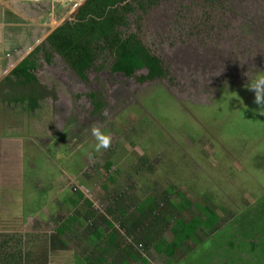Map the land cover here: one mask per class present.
I'll return each instance as SVG.
<instances>
[{
  "label": "rangeland",
  "instance_id": "obj_1",
  "mask_svg": "<svg viewBox=\"0 0 264 264\" xmlns=\"http://www.w3.org/2000/svg\"><path fill=\"white\" fill-rule=\"evenodd\" d=\"M39 13L40 24L52 19L50 12ZM56 13L60 23L64 12ZM50 29L45 24L38 34L43 38ZM121 31L138 34L163 61L168 76L141 83L136 78L145 69L132 78L112 73L113 57L103 54L95 64L104 67L91 68L82 81L59 56L53 55L51 63L41 58L36 77L46 94L38 107L0 102V200L5 204L0 215L11 216L19 203L22 212L46 218L34 222L35 232L54 235L61 222L49 218V213L57 216L51 200L60 203L84 192L98 197L73 177L84 168L93 175L95 165L109 162L140 166L145 198L159 202L167 189L172 202L183 193L209 202L223 217L264 194V115L256 121L247 110L255 96L249 82L264 77V0H157L146 12L129 14ZM89 92L101 100L99 112H92ZM96 123L112 137L100 153L94 152L90 132ZM98 171L94 181L101 188L107 180ZM198 213L193 204L181 217ZM127 242L137 249L131 237ZM69 246L75 250L70 239ZM139 252L149 264H168L154 250ZM55 255V263L62 264V256ZM64 255L63 264H71V255Z\"/></svg>",
  "mask_w": 264,
  "mask_h": 264
},
{
  "label": "trees",
  "instance_id": "obj_2",
  "mask_svg": "<svg viewBox=\"0 0 264 264\" xmlns=\"http://www.w3.org/2000/svg\"><path fill=\"white\" fill-rule=\"evenodd\" d=\"M156 1L85 0L72 13V19L56 27L47 36L46 43L37 49L43 48L48 63L53 53H57L69 68L82 78L86 77V72L91 68L104 67V65L97 67L95 64L97 58L103 54H110L113 57L108 66L113 72H122L131 77L135 70L145 67L147 74L138 78L139 81L167 77L169 71L163 65V61L150 53L138 34L125 35L121 31V28L128 26L129 14L134 13L136 9L146 12ZM32 58L31 53L12 70L9 76L0 81L2 103H20L26 105L29 110H34L38 107L39 100L45 97L46 91L32 72L36 68ZM91 96L95 99V112L100 111L103 107L101 100L95 94ZM253 99V103L250 100L247 110H251L258 121V118L264 114L258 112L255 96ZM248 124L249 122H246V125ZM78 191L81 190H76L75 193ZM167 193L172 192L166 191V195L158 196L162 206L152 196H148L142 204L136 206L140 215L130 216L132 220L128 222L127 230L132 235L139 236L145 233V239H140L139 236L136 240L133 237L132 242H136V249L124 238L125 246L123 245L124 247L118 251L124 264H130L124 261L123 257L126 254L136 263L149 264L148 258L141 255L142 252L139 250L148 252L150 248L155 253L164 255L168 264H207L210 261L211 264L216 262L221 264L223 260H225L223 264H264V194L255 202L246 205L242 211L223 217L209 202L198 203L179 193L180 201L174 203L168 198ZM15 194L17 193L13 194V198ZM69 198L70 202L67 204L76 206L78 200L83 197L69 196ZM64 202L66 203V200ZM193 204L199 213L188 220L183 219L182 213ZM21 212L19 203L10 209V213ZM23 212L31 213L25 210ZM2 221H6L3 227L10 232L5 231L6 234L0 235L1 264H32L40 257L36 253L37 250H44L46 245L51 249L59 247L64 224L62 220H57L61 222L58 224V231L51 235L48 241L45 236L31 237L20 233V227L14 226L13 218L11 219L7 214L0 215V222ZM104 221L108 227L110 224L114 228L109 221ZM75 224L76 222L70 223L72 233H74L72 226L75 227ZM81 225L77 228H81ZM166 233L170 234L168 240L164 237ZM91 239L97 241L99 238L91 237ZM13 244L16 250L8 251ZM43 244L45 246H42ZM97 248L102 250L99 252V257L101 256L102 259L94 263L105 264L103 262L107 261L108 254H113L109 252L112 249H107V246ZM43 253L45 254V251ZM39 260L44 263L40 258Z\"/></svg>",
  "mask_w": 264,
  "mask_h": 264
},
{
  "label": "crops",
  "instance_id": "obj_3",
  "mask_svg": "<svg viewBox=\"0 0 264 264\" xmlns=\"http://www.w3.org/2000/svg\"><path fill=\"white\" fill-rule=\"evenodd\" d=\"M36 4V0H0V37L3 30V24H8L11 26L20 25L22 27V19L24 20L28 17H31L30 14H35L38 12V6ZM23 26L24 29H22L20 32H12L9 36H6V38H10L14 43L18 44L22 40L21 37L26 34L25 31H27V25L23 24ZM32 28L33 27H29V30L33 31ZM3 40L4 38L1 41L3 42ZM112 157L119 156L112 154ZM143 161H145V159ZM138 168H140V166L135 167L127 164L115 165L109 162L107 165H95L96 171H94L95 174L93 175L89 172H85L86 168L77 171L76 175L73 177L76 184H79L85 188L88 193L92 190L98 195V197L93 195L86 197L84 192L83 198L79 197L80 199L78 200L76 206H74V204H67L70 202L69 196L66 199H61L60 203L51 200L49 205L54 207L55 213H53L57 216L52 217L53 215L49 213V218L55 221L59 219V221L62 220V223H64L62 226L59 247H57L58 249H51L46 245L44 250H37V255H40L39 258L44 263H41L39 258H37L32 264H56L53 260V258L56 256L55 254L59 253L63 259L66 252L71 255V264H95L94 262L96 260L102 259L101 256L99 257V252H102V250L98 249L97 247L105 248L106 246L107 249H112L109 250V252L113 254H108L107 261L105 260L103 263L124 264L122 257L119 256L118 252L125 246L124 238L125 240H128L130 237L132 239L135 237L137 240L139 236H141L140 239H143L145 235V233H141L139 236L138 234L132 235L129 234L127 230V227H129L128 222L132 220L130 216L140 215L136 206L142 204L145 201V196H141L143 195V189H145V172H140ZM97 169L103 173L102 177H106L107 180V185L101 188H98L99 185L94 181L96 179V174L99 172ZM81 175L82 178L79 180ZM166 191L168 190H163L164 194ZM167 195L168 198L171 197L170 193H167ZM64 200H66V203ZM3 205L5 204H2L0 200V211ZM38 211L41 212V209H38ZM123 212L125 214H122ZM10 214L11 216L9 215V217L11 219L13 218L14 226L20 227V233L31 237L42 236L39 235L38 232H35V228H33L34 222L45 221L46 218H44V220H37V218L42 217V215L36 214L34 212ZM32 219L33 223L31 222ZM104 220L113 224L114 228H112L110 224L108 227ZM69 222H76L75 227L72 226L74 233H72L70 230L71 225ZM79 225L82 227L77 228ZM5 229L6 227H3L2 224L0 226V235L10 232H5ZM142 231L143 230H141V232ZM27 232H29L28 235L26 234ZM91 234L93 235L90 236ZM44 236L46 237V241H48L51 233H45L42 237ZM91 237L99 239L97 241H93ZM69 239L75 245V250L74 247L69 246ZM11 250H16L14 244L13 247L10 246L8 249V251ZM44 251L45 254L43 253ZM149 251L153 250L150 248ZM123 258L125 262L130 264H142V262L136 263L132 261L127 254ZM62 259L61 263L63 264L64 260ZM77 259L79 261H77Z\"/></svg>",
  "mask_w": 264,
  "mask_h": 264
},
{
  "label": "water",
  "instance_id": "obj_4",
  "mask_svg": "<svg viewBox=\"0 0 264 264\" xmlns=\"http://www.w3.org/2000/svg\"><path fill=\"white\" fill-rule=\"evenodd\" d=\"M85 0H36V5L38 6V12L30 14L31 17H28L24 20L27 25V31L22 40L17 44L14 43L10 38H6L10 33L20 32L24 29L20 25L11 26L8 24H3V30L0 37V81L5 78L22 60L42 41H44L47 36L63 22L72 19V13L84 2ZM36 6V7H37ZM35 7V9H36ZM39 12H50L52 19L41 24L38 22ZM56 12H64L61 18V22L57 20ZM49 13V14H50ZM67 18V19H64ZM23 21V19H22ZM21 21V22H22ZM38 23V24H37ZM24 24V23H23ZM45 24H50V31L41 38L38 34V27H43ZM21 27V28H20ZM29 27H36L34 31L29 30ZM4 38L3 42L1 41ZM41 38V39H40ZM27 49V50H26ZM26 50L25 52H23ZM14 55V56H13ZM13 56V57H12Z\"/></svg>",
  "mask_w": 264,
  "mask_h": 264
},
{
  "label": "clouds",
  "instance_id": "obj_5",
  "mask_svg": "<svg viewBox=\"0 0 264 264\" xmlns=\"http://www.w3.org/2000/svg\"><path fill=\"white\" fill-rule=\"evenodd\" d=\"M249 88L255 92V102L259 105V111L264 114V77L249 82ZM91 136L94 139V152L100 153L107 150L112 143V137L105 131L102 123H96L91 126Z\"/></svg>",
  "mask_w": 264,
  "mask_h": 264
},
{
  "label": "flooded vegetation",
  "instance_id": "obj_6",
  "mask_svg": "<svg viewBox=\"0 0 264 264\" xmlns=\"http://www.w3.org/2000/svg\"><path fill=\"white\" fill-rule=\"evenodd\" d=\"M71 19H69V21H70ZM64 23V22H63ZM62 23V24H63ZM44 43H46V39L44 40V41H42L41 43H39L28 55H30L31 53L33 54V58L32 59H34V61H35V65H36V68L34 69V70H32V72L34 73V75L35 76H37L36 75V71H37V69H39V67L41 66V63H40V59L41 58H43V60L45 61V62H47L46 60H45V56H44V50H43V48L42 49H40V50H38L37 48L39 47V46H41L42 44H44ZM143 43V42H142ZM27 55V56H28ZM53 55H57V56H59L57 53H53ZM53 55L51 56V59H50V62L49 63H51L52 62V58H53ZM26 56V57H27ZM25 57V58H26ZM60 57V56H59ZM60 59L62 60V58L60 57ZM64 62V61H63ZM48 63V62H47ZM65 63V62H64ZM66 64V63H65ZM66 66L69 68V66L66 64ZM109 68V67H108ZM70 69V68H69ZM110 69V68H109ZM142 69H145V71H146V73L144 74V75H140V76H138L136 79L139 81V79L138 78H140V77H142V76H145L146 74H147V70H146V68L145 67H143V68H141V69H137V70H135V72H134V74L131 76V77H128V76H126L124 73H122V72H113V71H111L112 73H121V74H123L125 77H127V78H132V77H134L135 76V73L137 72V71H140V70H142ZM71 70V69H70ZM72 71V70H71ZM12 72V71H11ZM11 72L9 73V74H11ZM75 73V72H74ZM87 73V72H86ZM9 74L7 75V76H9ZM75 75L80 79V80H82V81H86L87 80V76L85 77V78H82V77H80L78 74H76L75 73ZM5 78H6V76H5ZM37 78V77H36ZM157 79H160V78H157ZM153 80H156V79H153ZM144 81H145V79H143V81H139V82H141V83H144ZM148 81H152V80H148ZM40 83V82H39ZM92 94H95L96 96H97V94L95 93V92H89V93H87L86 94V96L88 97V98H90L91 99V102H92V104L94 105V110L92 111L93 113H95V109H96V105H95V103H94V100L95 99H93L92 98ZM0 102H1V100H0ZM96 112H99V111H96ZM74 135H75V133H73ZM67 138V136H63V137H61V139L62 140H65ZM82 142V141H81ZM80 142V143H81ZM80 143L78 144V146H77V148H79L80 147ZM36 194L37 195H39V193L36 191ZM22 213V212H21Z\"/></svg>",
  "mask_w": 264,
  "mask_h": 264
}]
</instances>
